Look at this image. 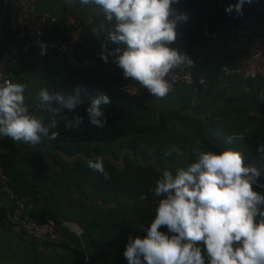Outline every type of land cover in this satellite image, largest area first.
<instances>
[{
	"label": "clouds",
	"instance_id": "9594fccd",
	"mask_svg": "<svg viewBox=\"0 0 264 264\" xmlns=\"http://www.w3.org/2000/svg\"><path fill=\"white\" fill-rule=\"evenodd\" d=\"M69 4L73 0H67ZM179 0H79L81 5L97 6L112 25L108 40L115 45H102L100 58L107 63L109 56L123 71L126 79L138 82L157 98L172 91L167 78L181 66L191 67L193 60L169 45L177 39V26L186 22V13L178 12L173 4ZM245 3L238 0L229 5L240 15ZM104 29H93L95 34ZM123 45V48L119 47ZM26 85L3 79L0 82V137L38 145L44 140H56L58 131L54 119L45 125L25 102ZM41 88L39 100L56 115L64 109L74 111L83 103L79 96ZM109 97L98 94L86 112L89 122L98 128L107 121L101 105ZM55 105V107H52ZM65 119V127H79L83 118ZM257 151L264 154V144ZM183 155L173 146L165 153ZM195 160L180 167L175 175L164 169L156 182L154 195L159 197L155 217L144 238H129L123 253L128 264H264V194L254 190L261 171L244 164V155L233 149L221 151L194 150ZM104 157L87 159V167L100 173L105 180L109 173ZM142 199L145 197H141ZM166 228L167 232L161 231ZM55 244V243H54ZM201 245L203 247H201ZM206 253V256H205Z\"/></svg>",
	"mask_w": 264,
	"mask_h": 264
},
{
	"label": "trees",
	"instance_id": "16d2710c",
	"mask_svg": "<svg viewBox=\"0 0 264 264\" xmlns=\"http://www.w3.org/2000/svg\"><path fill=\"white\" fill-rule=\"evenodd\" d=\"M180 8H184V5L181 4ZM2 10L3 2L0 1V24H3L0 35V57L15 41L13 33L9 30V18L6 16L2 22ZM223 13V16L219 18L221 24L218 32L224 40L232 39L234 26L242 18L251 16L240 15L235 10L229 15L226 9ZM49 28L54 33L60 31L64 38H67L62 22H58ZM91 49L97 50L94 44L82 40L79 46L80 52L84 54ZM20 55L23 69L14 78V82L20 83L18 79L23 70L30 72L31 76L36 73L48 79L59 75L58 69H43V72H39L38 69H40L42 61H47V57H40L36 48L23 44L20 46ZM225 55L230 65H234L241 58V54L232 49L226 50ZM55 60L58 64L64 63L56 56ZM63 66V72L68 77H85L87 81L89 79L88 82L91 86L79 85V96L83 103L75 108L74 116H71L70 113L61 112L63 116L60 118L59 115L49 112L48 106L36 99L34 103L36 111L34 113L43 117L45 125L50 124L54 119L63 120L59 129H51V131L59 132L56 138L58 140L57 146H54L52 151L54 153L60 151L59 153L68 157L80 155V159L72 164L56 154L54 161H56L58 169H54L50 164L45 163L40 152L28 159L46 175L48 187L53 193L55 202L58 203L55 206L59 208L60 214L62 213L64 217L84 226L89 233L88 236L91 237L92 245L102 250L101 253L107 254L117 251V254L125 251L129 238L147 236V229L155 217V210L160 199L154 195V188L161 170L167 169L175 175L178 168L186 167L187 163L193 159L194 150L197 149L196 141L200 137L193 139L187 133L178 132L176 128L170 127L167 121H162L166 117L172 119L171 115L157 116L150 109L143 110V113H137L139 98L130 97L119 90L117 85L121 76L109 71L104 73L75 72L67 64ZM214 79L217 77L215 76ZM252 83L253 81L250 85ZM258 85L261 87L260 84ZM48 87L46 86L47 89ZM175 88H180V86H175ZM48 90L50 91V88ZM72 90L75 88L67 89L69 94L76 95L77 93L72 92ZM101 93L109 97L110 103L101 105L107 123L105 127L98 128L89 122L86 109L91 100ZM65 116L68 120L79 116L83 118V122L79 127L68 128L65 127ZM13 144L14 141L11 138L0 141V146L7 148L8 152ZM173 146L179 147L183 155L174 152L172 156H166V151ZM7 156L4 159V168L6 174L11 178L12 169L9 168ZM57 156H60L61 160ZM96 156L105 158L104 167L109 173V179L105 180L100 173L87 167V159ZM36 157L37 159H34ZM16 178L21 180L20 176H16ZM36 184H38L37 187L24 188L17 182L18 186L14 189L21 196L31 197L39 206L41 202L39 203L40 199L37 195L44 190L40 187V183H37V179ZM254 190L260 189L254 187ZM74 194H77L78 197H74ZM142 196L145 198L142 199ZM46 202H49L48 197L43 200V203ZM43 208L44 204L40 210H33L32 215L38 216L41 220H54L58 225L59 244L67 242L68 247L75 244L71 250L76 253L75 256L79 257V260L80 257L83 259V262L79 261V264H90L85 261L89 255L84 241L68 232L61 225L62 221H59L55 212ZM86 212L88 219L84 218V221L82 216ZM5 215L6 206L0 207V220L4 226H6L3 220ZM161 231L167 232V229L162 228Z\"/></svg>",
	"mask_w": 264,
	"mask_h": 264
},
{
	"label": "crops",
	"instance_id": "0c3cea01",
	"mask_svg": "<svg viewBox=\"0 0 264 264\" xmlns=\"http://www.w3.org/2000/svg\"><path fill=\"white\" fill-rule=\"evenodd\" d=\"M237 2L238 0H179V6L176 10L186 13L188 19L186 22L179 23L178 28L184 31L187 37L177 41L172 48L178 49L190 57L193 60V65L191 67L181 66L177 69H190L196 75H206L211 78V83L207 89H200L198 86L194 88H175L173 86L172 91L164 98L144 94L138 99L137 113H143V110L150 109L157 116L171 115L172 119L169 118V120L166 117L162 121H167L170 127L176 128L178 132L187 133L193 139L194 137H200L196 141V148L200 151H221L224 149L240 151L244 155V164L260 169L262 174L259 180L264 181V154L257 151L258 146L264 144V102L260 101L258 93L261 87H259L257 82H253L251 92H246L244 88L246 82L240 76H235L227 87H223L214 79L215 76L219 77L221 75L220 66L226 62L229 63L225 52L230 47L228 46V40H224L219 35V25L221 24V19L219 18L223 16L224 10L229 5H235ZM260 2L261 0H252V3H245L242 8L243 15H251L249 17H252L255 7ZM181 4L184 5V8H180ZM37 5L40 10L50 12L53 15L61 16L63 13L69 12L73 18L80 20L85 27V34L82 40H87V42L94 44L97 48L94 51L101 53V46L105 44L110 49L118 47V45L112 44L108 40V30L112 25L105 20L97 6L81 5L79 0H73L71 4L67 0H37ZM3 20L2 16V22ZM101 24L104 25V29L95 34L93 29H99ZM2 26L3 24H0V35ZM45 38H64V36L60 31L54 33L48 27L45 30ZM119 47L123 48V45ZM112 61L113 57L109 56L108 62L103 63L102 72L109 71L122 78V69ZM64 64L66 63L58 64L56 62L55 54H50L47 57V61H42L40 69H38L39 72H43V69H58L59 75L52 77V79L36 73L31 76L30 72L23 70L18 81L26 85L25 94L27 96L25 95V102L30 107V110L36 111L34 107L35 100L39 99V90L46 88V86H49L48 89L50 88V91L62 92L65 95L69 94L67 91L69 88H75L72 92H76L79 85L91 86L90 82H88L89 79L87 81L85 77H68L63 72ZM110 67H114L115 71H110ZM62 112L70 113L71 116H74V111L70 112L64 109ZM61 114H58L60 118L63 116ZM149 114L151 113L149 112ZM56 121L57 130L63 120L58 119ZM236 134H246V138L243 140L235 139L233 136ZM57 142L58 140H56V143L55 140L52 142L44 140L42 143L33 146L22 141H14L13 146L9 148L7 156L9 168L10 170L12 169L11 178L14 187L18 186L17 182L24 188L37 187V179V183H40V187L44 190V192L40 191L37 195L40 199L39 203L41 202L37 210H40L44 204L43 209H50L55 212L59 221H62L61 225L68 232L84 241L89 255L88 263L105 264L109 256V258L117 260V255H122L124 251L117 254V251L114 253L108 252V256L105 253H101L103 252L102 250L92 245L91 237L88 236L89 233L84 226L70 218L64 217L62 213L60 214L59 208L55 206L57 202H55L53 193L48 187L46 175L38 170L37 166L28 159L30 156L40 152L44 162L50 164L54 169L59 168L56 161H54L56 154L72 164L80 159V155L68 157L63 153H59L60 151L54 153L52 150L54 146H57ZM60 156L57 157L61 160ZM34 159H37V157ZM194 160L195 157L193 156V159L187 165L194 162ZM16 176H20L21 180H18ZM256 191L264 194V191ZM45 197L49 198V202L43 203ZM74 197L77 198L78 195L74 194ZM4 205L8 209L11 208L12 203L5 198ZM84 218L88 219L87 212L82 216L85 221ZM67 244V242L63 244H39L32 238L15 234L4 226L2 220H0V264H7L6 261L12 259L10 256L17 254V252H14V248L10 252L3 251V249L9 247H19L23 251L22 258H17L14 264H79V261L82 263L83 259L80 257L79 260V257L75 256L76 253L71 250L75 244H71L69 247ZM201 247L203 246L201 245ZM109 264L112 263L109 261Z\"/></svg>",
	"mask_w": 264,
	"mask_h": 264
},
{
	"label": "built area",
	"instance_id": "2783aa9c",
	"mask_svg": "<svg viewBox=\"0 0 264 264\" xmlns=\"http://www.w3.org/2000/svg\"><path fill=\"white\" fill-rule=\"evenodd\" d=\"M3 2L2 16L10 20L9 30L13 33L15 41L0 57V82L3 79L14 78L23 69L20 46L30 45L37 49L40 57H48L50 54L65 62L75 72L101 73L104 61L100 58V52L89 50L82 54L79 46L85 34V27L80 20L73 18L69 12L56 16L38 8L37 0H0ZM177 9L178 4H173ZM234 11V10H232ZM226 11L229 15L232 13ZM62 22L65 27L64 39H46L45 30L52 25ZM177 39L169 45L173 47L179 40L187 37L184 31L177 26ZM209 34V33H207ZM230 49L239 52V61L230 65L224 63L220 66L221 75L216 81L223 87L230 85L235 76L245 80V91L251 92V81L261 85L259 99L264 102V0L255 7L252 17L242 18L234 26V37L228 40ZM114 72V67L109 68ZM172 86L194 87L207 89L211 78L206 75H195L190 69H174L167 77ZM119 90L124 94L139 98L144 94H150L138 82L126 79L123 75L119 81ZM235 139L243 140L246 134H236ZM8 139L0 137V141ZM8 155V149L0 146V207H5L4 199L11 201V208H6L3 219L6 227L17 235L26 236L39 244L59 243L60 235L58 225L52 219L41 220L32 215L38 205L31 197L21 196L14 189L11 178L6 174L4 159ZM264 185L263 180H259ZM254 187L263 190L264 187ZM88 261V258H86Z\"/></svg>",
	"mask_w": 264,
	"mask_h": 264
},
{
	"label": "rangeland",
	"instance_id": "374dc122",
	"mask_svg": "<svg viewBox=\"0 0 264 264\" xmlns=\"http://www.w3.org/2000/svg\"><path fill=\"white\" fill-rule=\"evenodd\" d=\"M13 248H14V252H17V254H12V259L11 260H8L6 261V263L8 264H14V261H17V258L21 259L22 258V255H23V251H22V248H19V247H9V248H5L3 249V251L5 252H10V251H13ZM88 249V248H87ZM108 256V254H107ZM16 257V258H15ZM110 257V256H109ZM107 258V260L105 261L106 263L105 264H109V261L112 263V264H128V261L125 259L123 253L122 255L120 254L117 255V260L113 259V258Z\"/></svg>",
	"mask_w": 264,
	"mask_h": 264
}]
</instances>
